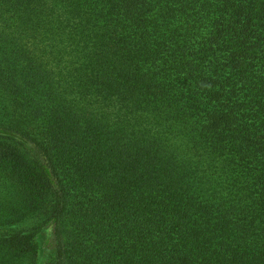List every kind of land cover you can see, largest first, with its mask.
I'll list each match as a JSON object with an SVG mask.
<instances>
[{"label":"trees","instance_id":"16d2710c","mask_svg":"<svg viewBox=\"0 0 264 264\" xmlns=\"http://www.w3.org/2000/svg\"><path fill=\"white\" fill-rule=\"evenodd\" d=\"M0 264H264V0H0Z\"/></svg>","mask_w":264,"mask_h":264}]
</instances>
